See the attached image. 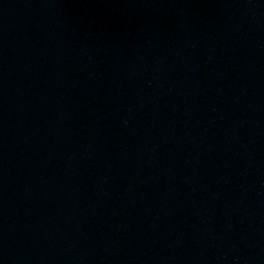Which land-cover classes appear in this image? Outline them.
<instances>
[{
  "label": "water",
  "instance_id": "1",
  "mask_svg": "<svg viewBox=\"0 0 264 264\" xmlns=\"http://www.w3.org/2000/svg\"><path fill=\"white\" fill-rule=\"evenodd\" d=\"M0 264H264V0H0Z\"/></svg>",
  "mask_w": 264,
  "mask_h": 264
}]
</instances>
